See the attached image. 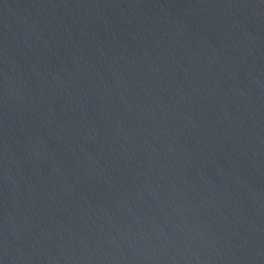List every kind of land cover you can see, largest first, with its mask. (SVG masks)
Instances as JSON below:
<instances>
[{
  "label": "water",
  "instance_id": "1",
  "mask_svg": "<svg viewBox=\"0 0 264 264\" xmlns=\"http://www.w3.org/2000/svg\"><path fill=\"white\" fill-rule=\"evenodd\" d=\"M0 264H264V0H0Z\"/></svg>",
  "mask_w": 264,
  "mask_h": 264
}]
</instances>
